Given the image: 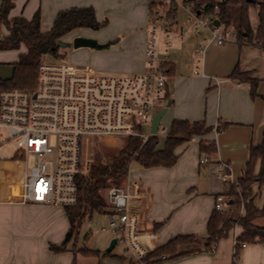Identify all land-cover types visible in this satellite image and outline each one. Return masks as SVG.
<instances>
[{
    "label": "crops",
    "instance_id": "1",
    "mask_svg": "<svg viewBox=\"0 0 264 264\" xmlns=\"http://www.w3.org/2000/svg\"><path fill=\"white\" fill-rule=\"evenodd\" d=\"M152 5L158 4L154 0H17L10 18L24 17L30 20L40 10L41 31L46 33L52 29L60 12L72 8L93 7L98 21L108 19L109 25L102 31L75 30L61 41L71 45L75 38L82 37L105 46L102 49L80 48L87 49L79 54L85 55V61L88 62L81 66H92L109 73L137 74L144 72L147 67ZM193 17L192 11L187 19L191 26H195L191 20ZM250 20L256 30V9L250 11ZM191 26L180 28V34L177 33L175 41V51L178 54L167 58L172 67V74L168 77L171 107L167 113L174 112L173 116L179 120H201L199 110L178 115L177 108L186 98L187 101H192L193 93L200 96L205 87L214 85L207 101L211 125L230 123V126L222 131H218L215 126V135H210L208 140L217 142L219 152L211 157L201 155L199 139L194 137L175 151L179 159L171 168L138 167L133 171L132 165V173L130 171L131 176L128 179L139 183L152 201L151 207L143 212V228L155 232L158 247L166 245L178 236L207 235L209 220L215 212L216 198L220 195L227 196L229 192L218 167L221 162L231 165L233 181L238 183L245 174L250 149L254 146L247 138L250 127L264 117L263 102L252 100L249 86L230 79V75L238 66L242 72L251 73L253 79L259 80L260 90L264 81V51L253 46H239L235 42L219 46L212 41L209 28L194 35ZM84 32L88 34H80ZM3 33L6 35V30ZM192 50L194 52L182 56V53ZM6 52L11 51H0V65L9 63L5 57ZM24 52L25 47L22 53ZM18 59L19 56L12 63V69ZM0 69L4 68L0 66ZM7 77L10 76H0V80ZM170 86L173 87V93ZM229 134L234 136L235 141L238 137L241 139L236 148L237 154L233 158L224 157L222 152V140ZM111 144L105 146L113 148ZM124 145L118 149H123ZM158 149L163 148L158 146ZM238 156L244 161V168L236 179L233 162L241 161L237 160ZM204 158H207L208 162L201 164ZM0 164L2 171L9 170L16 178L21 177L20 166L13 160L4 159ZM262 187L255 185L252 188L254 192L259 193L255 199V205L259 209L263 207L257 204L262 195ZM5 197L4 187L0 184V264H37L23 256L29 242L25 234L26 228L41 225L40 223L49 217L50 209L63 208L8 202ZM155 224L162 226L156 230ZM242 232V228L236 227L227 239L219 243L217 250L212 254L202 252L164 264H234L235 243ZM246 245V248L241 250L239 264H264V244Z\"/></svg>",
    "mask_w": 264,
    "mask_h": 264
},
{
    "label": "built area",
    "instance_id": "2",
    "mask_svg": "<svg viewBox=\"0 0 264 264\" xmlns=\"http://www.w3.org/2000/svg\"><path fill=\"white\" fill-rule=\"evenodd\" d=\"M166 2L168 7L158 5L153 11L152 38L148 42L144 72L109 73L46 56L39 67L36 90L0 91V129H6L8 140L17 144V154L11 160L22 171L21 177L16 178L13 172L2 171L0 164L5 201L63 209L75 206L78 183L95 166L93 153L98 145H110L112 141V147L118 149L121 142L124 145L126 139L135 137L147 142L155 116L170 103L169 78L164 67L168 55L167 51H159L160 41L155 35L159 25V35L165 31L171 39L169 31L175 24L168 20V15L175 9L177 0ZM194 17L198 19L195 27L209 28L217 45L235 42L234 34L232 39L222 26H214L215 16L202 19L194 14ZM4 138L0 134V145L7 141ZM31 155L37 162L29 170L27 158ZM207 162L204 158L201 164ZM218 171L226 183L236 185L241 196L243 189L234 183L231 165L221 162ZM106 201L108 213L105 215L117 240L116 246H124L130 264H148L159 248L155 232L143 228V212L151 207V198L139 183L127 178L123 186L107 191ZM230 201L229 196H218L215 210L226 212ZM246 246L242 244L241 249ZM237 247L235 243L234 254Z\"/></svg>",
    "mask_w": 264,
    "mask_h": 264
},
{
    "label": "trees",
    "instance_id": "3",
    "mask_svg": "<svg viewBox=\"0 0 264 264\" xmlns=\"http://www.w3.org/2000/svg\"><path fill=\"white\" fill-rule=\"evenodd\" d=\"M16 1L0 0V51H19L24 46L26 52L21 53L18 61L13 65L12 77L0 80V91L4 89L36 90L42 59L46 56L54 60L63 58L58 45L59 41L75 30L100 31L108 25V20L98 21L93 7L72 8L60 12L52 29L43 33L40 10L30 20L24 17L10 18ZM184 4H190L198 18L215 16L224 30L234 32L237 45L253 46L264 51V0H185ZM157 6H151V16ZM174 7L175 9L168 15V20L173 25L176 24L174 17L177 15L176 5ZM252 9L258 12L256 30L253 29L250 20ZM152 19L153 17L151 21ZM1 27L5 28L6 35ZM164 67L169 77L172 74L170 63L167 61ZM230 79L239 84L248 85L253 100L259 97L264 99L257 93L259 80L253 79L251 73L242 72L237 66L230 75ZM168 95L170 98V92ZM229 126L230 123H219L217 129L222 131ZM214 129L208 127L204 121L175 120L163 149H158V135H151L145 143L141 138H129L119 156L114 158L106 168L94 166L90 175L79 181V197L76 205L65 208L70 223L66 240L62 246H54L52 249L63 252L68 243L79 235L87 218H92L95 213H108V204L102 193L112 187L123 186L133 164L144 169L171 168L179 159V155L175 153L178 148L186 145L196 136H206ZM199 150L201 155L211 157L218 152L217 142L201 139ZM259 162L261 166L257 173L256 166ZM237 185L242 187L243 195H238L236 185L230 186L227 196L233 201V205L224 213L215 210L209 220L205 237L178 236L159 247L151 255L153 260L149 259L148 264H164L202 252L212 254L217 250L219 243L227 239L236 227L242 228L243 232L236 240L238 251L234 255V264L240 262L242 244H264V206L261 209L257 208L252 195L254 185L264 186V135L261 144L251 147L245 174L239 179ZM246 191L249 193L246 194ZM161 226L162 224H155V229L158 230ZM82 253L86 256L93 255L88 250H82Z\"/></svg>",
    "mask_w": 264,
    "mask_h": 264
},
{
    "label": "rangeland",
    "instance_id": "4",
    "mask_svg": "<svg viewBox=\"0 0 264 264\" xmlns=\"http://www.w3.org/2000/svg\"><path fill=\"white\" fill-rule=\"evenodd\" d=\"M154 1L159 6L163 5L164 8L169 6L166 5L169 4V2L168 3L166 2L168 0L166 1L154 0ZM184 1L185 0H177V5H176L177 23L169 31V34L171 35V39H168L165 31L163 32V35H159L160 26L157 25L158 30L155 35L160 41L159 51L161 53L167 51L168 57L169 56L174 57L175 54H178L177 51H175V41H176L177 33L180 34V28L191 26L190 22L189 21L187 22V19H189L190 14L193 11L192 10L193 7L190 4H184ZM106 20L108 19H104V21ZM191 20H193L192 24H194L198 19L193 17L191 18ZM108 25H109V20H108ZM191 28L193 30L194 35H197L196 33H199L201 32L202 29H205V27H201V25H199V27H195L193 25L191 26ZM1 29L3 32L5 31L4 27H1ZM149 32H150V28H149ZM228 32L232 37L234 32L232 30H229ZM80 34L85 35L88 33L84 32ZM212 37L213 35L211 34V39ZM151 38L152 35L150 32L149 40ZM167 42L170 43L169 47L166 46ZM233 42L234 41L231 40V42L226 43L224 46ZM23 49L24 46H22V49L20 51L6 52L5 57L7 58V60H9L8 61L9 63H4L0 65L2 68H4V69H0V76H10V77L3 78L2 80L12 77L14 70L12 69V63L16 61L15 59L18 58L20 53H22ZM84 50L87 49L76 50L73 48L71 44L67 48H61V53L63 54V58L70 64L75 66L76 65L81 66L83 64L88 63L87 61H85L86 60L84 58L85 55L79 54L80 51L83 53ZM192 52L194 51L192 50L186 53H182V56L185 57V55H188ZM261 85L262 88L258 90L257 93L260 96L264 97V81L261 83ZM170 88L172 89V93H173V87L170 86ZM213 89H214V85H210L207 88L205 87V89L203 90L200 96L197 93H193L194 97H192V101H187V98L182 100V102L177 108L178 115H186L187 113L189 114L199 110L202 116L201 120L199 121H204L208 127H213L216 129L218 125L216 126L215 125L216 123L214 125H211L212 121L211 119H209V112H208L209 108H207L208 97L211 95ZM255 100H260L261 102H263L264 105V99L262 97H259ZM173 113L174 112L172 111L166 113V115L161 121L160 130L158 133L159 146L161 148L165 147L166 138L171 129L172 123L175 120H179L173 116ZM215 129L209 134H207L205 137L196 136V138L199 139V141L201 139L208 140L210 138L209 137L210 135L213 134L215 135L216 132ZM0 134L4 135L5 136L4 139L7 140L2 145H0V160L13 159V157L17 154L18 151L17 144L13 140H8V134L6 129H0ZM263 135H264V117L261 119V121L251 125L250 133L247 138L250 141H252V144L255 146L263 142ZM233 139L234 136L229 134L228 136H225L224 139L222 140V152L224 157L233 158L237 154L236 148L239 144L238 142L241 139H239V137H238L239 140L237 139V141ZM121 145L122 142L119 146ZM121 150L122 149L119 150L115 148H109L106 147L105 145H98L96 152L93 153V157L95 159V166H99L103 169L106 168L114 158L119 156ZM237 160H241V161L233 162V168L236 172V179L241 174L244 168V161H242V159L239 156ZM27 162L30 170L32 165H34L37 162V158L31 155L27 158ZM260 166L261 165L259 162L256 166L257 173L260 171ZM132 169L133 171H136L138 169V166L136 164H133ZM132 169L130 170L131 173H132ZM131 173L129 176H131ZM230 186L231 184L227 183L226 189H229ZM102 195L105 199H107V191L103 192ZM252 195H254V204H255V199L256 197L259 196V193L253 191ZM257 204L259 207L264 206V186L262 187V195L258 198ZM65 213L66 212L64 209L61 210L50 209L49 217L46 218L43 222H41L40 223L41 225L30 227L31 229L26 228L27 231L25 232V234L29 242L27 244L28 249L23 252V256H25L30 261H34L37 264H130L129 258H127V256L125 255V248L122 244H118L110 254L106 253L107 249L110 247L111 242L115 239V236L109 228L110 227L109 220L105 214L95 213L92 216V218H87L80 229L79 235L73 238L68 243L66 249L63 252L54 251L52 247L54 246L60 247L63 245L70 228V223ZM82 250L91 251L93 255L86 256L82 253ZM168 262L171 263L172 261H168Z\"/></svg>",
    "mask_w": 264,
    "mask_h": 264
},
{
    "label": "water",
    "instance_id": "5",
    "mask_svg": "<svg viewBox=\"0 0 264 264\" xmlns=\"http://www.w3.org/2000/svg\"><path fill=\"white\" fill-rule=\"evenodd\" d=\"M189 1H196V0H189ZM214 26L216 28H219L221 26V23L218 20L214 21ZM58 45L60 48H67L68 46H70L69 44H66L62 41L58 42ZM72 46L74 49H80V48H91V49H102L105 48V46L99 45L96 41L91 40V39H87V38H82V37H77L73 40ZM171 107V103L168 104V106L163 109L160 113H158L154 120H153V124L151 127V133L152 135H158L159 130H160V124L162 119L164 118V116L166 115L168 108ZM229 205H233V201L229 202ZM117 244V240L114 239L111 244L110 247L107 249L106 253H111L113 251V249L116 247Z\"/></svg>",
    "mask_w": 264,
    "mask_h": 264
}]
</instances>
